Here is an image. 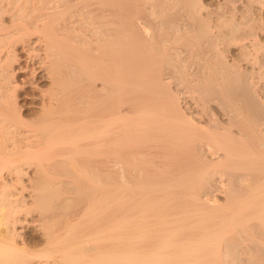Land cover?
<instances>
[{
  "label": "bare ground",
  "instance_id": "6f19581e",
  "mask_svg": "<svg viewBox=\"0 0 264 264\" xmlns=\"http://www.w3.org/2000/svg\"><path fill=\"white\" fill-rule=\"evenodd\" d=\"M249 2L0 0V181L21 184L3 179L0 264H264V0ZM18 47L30 84L50 83L35 124ZM64 164L94 179L62 180Z\"/></svg>",
  "mask_w": 264,
  "mask_h": 264
},
{
  "label": "rangeland",
  "instance_id": "374dc122",
  "mask_svg": "<svg viewBox=\"0 0 264 264\" xmlns=\"http://www.w3.org/2000/svg\"><path fill=\"white\" fill-rule=\"evenodd\" d=\"M203 1V4H204V6H205V8H206V10L207 11H209V12H211L212 13V11H214V9L216 8V6H217V4H218V2L220 1V0H202ZM236 1V3H234L235 5H237L239 8L238 9H246V10H249L248 8H246L247 6L249 7V5H251V4H249L250 2V0H235ZM243 1V2H242ZM205 2V3H204ZM246 2H248V3H246ZM245 3V4H244ZM206 4V5H205ZM249 4V5H248ZM246 5V6H245ZM244 6V7H243ZM210 7V8H209ZM243 7V8H242ZM257 9V10H255V8ZM253 7V9H254V11H252L253 12V14H255V15H253V14H251L253 17H255V18H263L264 17V8H258V7H256V6H254ZM249 8H251V7H249ZM259 9H261V10H259ZM211 10V11H210ZM251 12V11H250ZM251 12V13H252ZM261 15V16H260ZM260 39H262V40H264V36H260ZM264 41H262V43H263ZM16 54H17V58H19V59H16V61L14 60L13 61V67L16 69V71L17 70H19V71H17V73H16V71L14 72V73H16V75H14L15 77H14V79H16V81H17V83L20 85L21 84V88L18 90V95H19V99H18V101H19V105L21 104V106L23 107L22 108V112L24 113V115L26 116V119L28 120V122H31V124H35V121H37L36 120V118H38L39 116H40V112H41V109L37 106L38 105V103H39V101L37 100V98L35 97V96H37L38 95V93L40 92V89H42L43 88V90L44 89H47V90H49L48 89V87H50V83L48 82V81H44V80H41L40 78H38V79H36V81H35V84L37 85H32V84H30V82H32L34 79H33V74L31 73L32 72V68L34 67V64L35 63H30V61L27 59V53H26V51L24 50V49H22V47H18V50H17V52H16ZM21 70V71H20ZM23 70V71H22ZM41 74V73H40ZM39 74V75H40ZM18 76V77H17ZM40 81V82H39ZM48 82V83H47ZM23 84V85H22ZM25 85H27V86H25ZM39 86V87H38ZM174 86H176L175 88H174ZM22 87H23V89H22ZM41 87V88H40ZM182 87V88H181ZM181 88V89H180ZM46 90V91H47ZM171 90H173V92L175 91V92H177V93H180V92H182L181 93V96H182V98H183V100H185V101H183V102H186V101H188V97H190V94L189 93H187L186 91H187V89L185 88V86H183V84H181V86H180V84H176L175 82H173L172 83V85H171ZM21 91V92H20ZM183 92H185V94L183 93ZM187 94H189L188 95V97H186L187 96ZM184 95V96H183ZM186 98V99H185ZM189 111V110H188ZM187 111V112H188ZM189 113V112H188ZM35 119V121H33ZM37 123V122H36ZM83 159V158H82ZM85 159V158H84ZM83 162H85L84 160H82ZM82 161H80V162H82ZM59 168L61 167V169H55V168H52V167H50V168H52V169H50L52 172L53 171H55L56 170V172L57 171H59V170H62V166L61 165H57ZM64 166L65 167H70L68 170H66L65 171V168L63 167V169L64 170H62V173H61V175H62V177H61V175H60V179H62V180H65V181H72V182H75V180H76V184H80V185H82L83 184V182H84V184L86 183V181L88 182L89 181V179L91 178H93L92 176H94V175H92V176H90L91 174H88V175H85L84 173H82V172H80L79 173V171L81 170V171H86V169L85 170H83L84 169V167H83V169H79V171L78 170H72L73 171V173H72V171H71V169L73 168V169H75V166L76 165H74L72 168H71V166L70 165H65L64 164ZM89 167L90 166H88V170H90L89 169ZM79 167H76V169H78ZM80 168H81V166H80ZM92 169V168H91ZM34 171V168H32L31 170H29V175L31 176V174H33V171ZM87 170V171H88ZM69 171V172H68ZM71 171V172H70ZM91 171V170H90ZM31 172V173H30ZM89 172V171H88ZM87 172V173H88ZM8 172H6L5 171V173L3 174V176H2V180L0 181L1 183H0V190H1V192H0V196H1V193L3 192L4 193V188L2 187V185L3 184H5V182H4V178H5V181H7V182H11V184H9V188L7 189V190H9V192H11V194L12 195H14V194H18L19 193V191H20V188H21V184H19L18 183V180L16 179V177H14L13 179H12V177L9 175V174H7ZM84 174V175H83ZM5 175V176H4ZM73 176L75 177L74 179H73ZM86 177V178H83V177ZM7 177V178H6ZM10 177V178H9ZM86 179V180H85ZM94 179V178H93ZM92 179V180H93ZM16 180V181H15ZM25 180V182H27L28 180L27 179H24ZM84 180V181H83ZM96 180V179H95ZM82 181V182H81ZM13 183V184H12ZM18 183V184H17ZM19 186V187H18ZM68 186H69V188H70V185L69 184H65V187H67V188H65L64 187V190H63V192H64V194L65 193H69V194H65V196H67L66 198H69L71 195H72V197H73V194L76 196V191H72V189H71V191H68V190H70L69 188H68ZM2 187V188H1ZM16 188V189H15ZM66 189H67V191H66ZM18 191V192H17ZM6 192V191H5ZM8 192V191H7ZM8 192V193H9ZM73 192H75V193H73ZM2 193V194H3ZM79 193H80V191H79ZM5 195H7V193L5 194ZM74 196V197H75ZM2 197V196H1ZM218 197H220V196H218ZM82 201V200H81ZM29 203L31 202V201H28ZM84 203H82L81 204V206H83V208H80V214H82L83 213V210H84V212H85V204L83 205ZM34 217H36L37 215H36V213L33 215ZM23 226V229H24V232H23V235H22V238H24L25 240H27V241H29V242H27V243H29L28 245H29V247H31V249H36V246L37 245H39V246H37L38 248L41 246V244L43 243V239H42V232H41V229L39 228H37V227H35V225H22ZM21 226V227H22ZM39 230V231H38ZM42 240V241H41ZM35 244V245H34ZM33 246V247H32ZM37 248V249H38ZM36 249V250H37Z\"/></svg>",
  "mask_w": 264,
  "mask_h": 264
}]
</instances>
